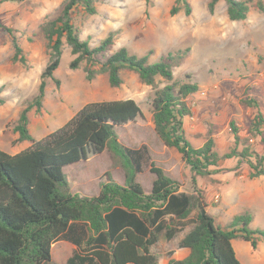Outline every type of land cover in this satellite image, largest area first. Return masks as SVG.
<instances>
[{
    "label": "trees",
    "instance_id": "1",
    "mask_svg": "<svg viewBox=\"0 0 264 264\" xmlns=\"http://www.w3.org/2000/svg\"><path fill=\"white\" fill-rule=\"evenodd\" d=\"M220 1L210 0L211 14ZM224 1L230 22L245 21L253 6L264 12L263 0ZM95 2L63 0L60 14L39 28L46 41L48 64L40 76L37 96L26 102L13 128L18 143L28 142L31 147L14 156L0 151V264H51L52 246L59 242L76 249L65 264H157L152 248L161 239L171 242L187 226L192 228L178 248L187 249L189 255L182 261L170 259L168 264H240L232 242L240 239L256 251L259 241L264 243V231L249 228V215L235 216L226 227L218 226L207 212L205 195L198 190L196 180L210 177L221 163L232 159L246 164L249 180L264 178V155L240 137L233 122L229 124L233 145L228 153L219 155L209 136L200 148L193 147L185 136L183 121L192 115L186 100L197 94L196 84L155 90L149 104L153 130L167 149L179 154L190 173L193 194L182 192L181 185L153 163L149 172L155 178L149 194L144 193L137 175L142 171L145 148L124 147L117 133L127 125L145 122L140 106L133 100L87 104L42 140L36 141L29 134L28 114L33 109L40 111L46 81L59 85L53 74L65 45L75 57L70 70L85 64L87 81L106 75L111 88L122 85V72H130L141 84L154 89L158 78L171 82L174 70L185 60L188 50L170 53L153 63H149L151 53L136 57L124 48L112 52L117 35L114 32L94 47L82 41L73 23L74 11L79 8L87 16H95ZM180 12L190 16L188 0H174L169 15L174 17ZM6 31L11 34V30ZM10 36L14 51L11 63L26 68L20 43ZM5 102L0 91V106ZM244 104L252 107L256 102ZM248 133L253 138L264 135L261 113L248 122ZM104 152L120 161L125 171L123 184L105 175L97 196L71 194L63 170ZM195 211L194 220L190 219Z\"/></svg>",
    "mask_w": 264,
    "mask_h": 264
},
{
    "label": "rangeland",
    "instance_id": "2",
    "mask_svg": "<svg viewBox=\"0 0 264 264\" xmlns=\"http://www.w3.org/2000/svg\"><path fill=\"white\" fill-rule=\"evenodd\" d=\"M188 1L192 8L188 17L183 12L174 17L169 15L174 0H96L95 16H87L77 8L73 14L74 26L79 38L89 41L92 47L114 32L117 35L112 52L124 48L136 57L151 53L149 63L170 53L185 50L188 53L180 67L174 70L171 82L158 78L152 89L141 84L134 73L122 72V85L111 88L106 75L87 81L85 64L70 70L69 64L75 57L65 45L53 74L59 85L47 80L40 111L33 109L28 114V131L32 138L40 141L62 128L87 104L133 100L140 106L145 122L127 125L117 133L124 147L145 148L142 171L137 175L144 193L149 194L155 178L149 172L153 163L177 181L182 192L193 194L190 173L179 154L167 149L153 130L149 105L155 90L192 83L199 90L186 100L192 115L183 121V129L193 147L200 148L209 136L219 155L228 153L233 145L229 128L233 122L240 137L264 155V135L253 138L248 133V122L257 113L264 118V12L260 13L253 6L245 21L230 22L224 0L217 4L212 14L208 10L210 0ZM0 2V91L6 101L0 106V151L14 156L31 147L28 142L18 143V134L13 128L26 102L37 96L40 76L49 60L46 41L39 28L60 14L63 0ZM7 29L20 43L26 68L11 63L14 51ZM250 100L256 104L247 107L244 102ZM63 172L71 194L88 197L98 195L105 175L122 185L125 174L120 161L108 152L68 166ZM248 172L245 163L232 159L221 163L219 170L210 177L197 178L198 190L205 195L207 212L218 226L226 227L235 216L249 215L252 218L249 228L264 231L262 193L247 203L238 202L236 182L240 177L247 178ZM257 182L262 185L260 189H264V178ZM216 195L219 200L215 199ZM196 213L193 212L192 219ZM159 243L151 250L157 258L168 247L163 239ZM259 243V248L253 251L240 239L232 242L240 264H264V243ZM75 250L66 242L56 243L51 252V264H65Z\"/></svg>",
    "mask_w": 264,
    "mask_h": 264
},
{
    "label": "crops",
    "instance_id": "3",
    "mask_svg": "<svg viewBox=\"0 0 264 264\" xmlns=\"http://www.w3.org/2000/svg\"><path fill=\"white\" fill-rule=\"evenodd\" d=\"M239 179L240 180L236 182L238 184L237 190L240 198L238 202L247 203L250 200H252L253 197L259 195L260 193H262V195L264 196V189L261 190L260 188H262L261 187L262 185L258 184L257 182L261 178L255 180H249L246 177H240ZM191 228H192L191 226H187L182 233L178 234L179 236H176V238L171 242H167L168 247H165L162 256L157 258L158 259L157 264H168L170 259L176 261H182L188 257L189 251L187 249L178 248V243L190 231ZM159 242L158 244H160ZM259 244H258V248H259ZM168 255H171V257H169Z\"/></svg>",
    "mask_w": 264,
    "mask_h": 264
},
{
    "label": "built area",
    "instance_id": "4",
    "mask_svg": "<svg viewBox=\"0 0 264 264\" xmlns=\"http://www.w3.org/2000/svg\"><path fill=\"white\" fill-rule=\"evenodd\" d=\"M215 199H216V200H219V196H218V195H216V196H215Z\"/></svg>",
    "mask_w": 264,
    "mask_h": 264
}]
</instances>
